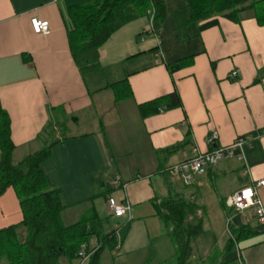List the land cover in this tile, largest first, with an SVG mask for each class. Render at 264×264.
Masks as SVG:
<instances>
[{
	"label": "crops",
	"instance_id": "1",
	"mask_svg": "<svg viewBox=\"0 0 264 264\" xmlns=\"http://www.w3.org/2000/svg\"><path fill=\"white\" fill-rule=\"evenodd\" d=\"M93 1L0 0V108L9 119L12 162L40 149L52 125L60 141L41 170L59 190L62 222L64 216L77 222L99 197L125 199L131 219L121 217L128 226L123 250L140 253L134 264H173L168 256L174 246L154 198L182 196L201 207L202 221L204 209L212 208L226 223L228 198L264 177V25L248 10L236 20L214 16L213 25L200 28L204 22L192 18L187 0H163L165 16L153 23L158 35L142 33L150 26L147 14L123 24L98 48V68L82 74L71 53L69 12ZM32 17L46 20L49 32L34 33ZM174 63L170 72L167 65ZM171 93L179 106L140 115L138 105L159 98L168 104ZM211 130L219 146L247 137L243 157L205 168L190 184L165 171L194 147L208 149ZM112 169L124 189L106 188ZM258 195L264 202V187ZM240 218L254 228L238 243L241 263L264 264V228L251 210ZM21 221L18 197L9 188L0 196V229ZM16 231L24 237L22 226ZM221 240L196 237L188 264H222Z\"/></svg>",
	"mask_w": 264,
	"mask_h": 264
},
{
	"label": "trees",
	"instance_id": "2",
	"mask_svg": "<svg viewBox=\"0 0 264 264\" xmlns=\"http://www.w3.org/2000/svg\"><path fill=\"white\" fill-rule=\"evenodd\" d=\"M187 1L192 18L204 22L200 28L213 25L214 16L234 19L248 10L253 11L258 24L264 25V0ZM149 10L153 11V23L163 20V0H94L90 4L70 8L74 25L69 32V41L79 71L85 74L98 68L100 45L123 24L148 15ZM177 65L168 64V70L173 72ZM120 82L125 83V80ZM118 84L114 83L113 86L117 87ZM168 98L170 102L164 105L163 98L138 105L140 115L146 117L179 106L175 93L169 94ZM48 132V139L40 149L13 163L14 145L10 140L9 119L0 108V196L13 188L22 211L20 224L0 229V264H60L62 257L71 262L82 247L91 248L89 242L92 239L96 240L93 245L96 249L87 264H100L99 252L104 245L112 246L115 243L117 229L109 226L107 219H100L93 206L77 222L70 225L62 222L64 206L59 198V190L52 187L41 170L42 162L49 158L52 147L60 141L55 137L52 125L48 127ZM152 204L162 222L163 233L174 246L171 261L173 264H188L194 239L205 232L202 216L198 214L201 207L179 195L154 198ZM227 217L231 218L229 229L237 243L253 233L254 228L243 224L240 214L233 209L228 208ZM20 226L25 231L23 240L16 231ZM222 264H239L234 241L228 235Z\"/></svg>",
	"mask_w": 264,
	"mask_h": 264
},
{
	"label": "built area",
	"instance_id": "3",
	"mask_svg": "<svg viewBox=\"0 0 264 264\" xmlns=\"http://www.w3.org/2000/svg\"><path fill=\"white\" fill-rule=\"evenodd\" d=\"M148 16L150 20V26L148 30H143L144 32H151L158 35L156 28H154L153 11H148ZM31 29L36 34H47L49 32V23L46 20H41L37 17H32L29 20ZM237 72H231V77H236ZM218 134L216 130H211L206 138V144L208 149L200 150L194 147L193 154L184 161L176 163L172 166L165 168L169 174L176 175L185 184H190L196 174L201 173L205 168L212 167L216 165L219 161L223 159H228L237 156L242 158V147L247 142V137H238L233 140L232 143L228 145H217L216 140ZM112 185L116 189H124L125 184L116 176L112 181ZM264 187V177L259 178L251 184L243 186L240 190L235 191L227 200L226 204L229 208L233 209L235 212L241 214L245 210H251L254 217L256 218L259 227L264 228V202L260 199L258 195V189ZM107 210L110 215L114 218L126 217L128 220L131 219V206L128 201L116 200L114 197H109L106 202ZM230 217L226 218V228L225 232L234 241L235 250L239 264H242L239 256L238 243L234 240L230 233L229 224ZM96 246L85 249L83 247L76 255L78 264H87L90 256L94 253Z\"/></svg>",
	"mask_w": 264,
	"mask_h": 264
},
{
	"label": "rangeland",
	"instance_id": "4",
	"mask_svg": "<svg viewBox=\"0 0 264 264\" xmlns=\"http://www.w3.org/2000/svg\"><path fill=\"white\" fill-rule=\"evenodd\" d=\"M79 129L81 131V130H84L85 128L79 127ZM124 162L125 161H123L122 163ZM131 165H134V163H132ZM115 173L116 172L112 169L111 173L106 176V183H107L106 188L107 187L110 188L112 186L111 183L116 177ZM115 199L117 200V198ZM95 210H96L97 216L100 219H107L109 222V226L117 229L114 235L115 243H113L112 246L104 245V247L99 252L98 259H99L100 264H134L132 258L140 256V253L132 252L131 254H129V252H125L123 250V246L121 245L124 240L125 234L128 231V226L125 224L124 218L112 217L109 211L107 210L106 203L104 202L103 197L98 198L96 205H95ZM209 220H211V224H207ZM72 221L73 220L70 218V216H64V222L66 223V225L72 224ZM203 223H204V226L208 228L207 229L208 232L201 234L199 236L200 240L207 238L211 240L212 242L213 238L214 239L221 238L222 239L221 241H224L226 239V235H227L225 232L226 224L218 216L217 209H212V208H207V210L204 209ZM20 237H21V240H23L21 233L19 234V238ZM159 240H166V239L165 237H162ZM94 241L96 240L94 239ZM217 246H219V243ZM148 247L150 248L149 244H148ZM173 255H174V249L172 248L168 258H171ZM149 257H151V254L148 256V258ZM61 264H68L66 257L61 258ZM142 264H150V263L148 261H144Z\"/></svg>",
	"mask_w": 264,
	"mask_h": 264
}]
</instances>
